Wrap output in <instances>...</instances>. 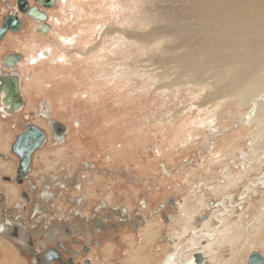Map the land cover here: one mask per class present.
<instances>
[{
    "label": "rangeland",
    "instance_id": "obj_1",
    "mask_svg": "<svg viewBox=\"0 0 264 264\" xmlns=\"http://www.w3.org/2000/svg\"><path fill=\"white\" fill-rule=\"evenodd\" d=\"M15 1L0 0V25L15 9ZM140 3L55 0L45 11L49 34L28 35L31 26L26 21L25 33L6 36L0 47V56L19 53L22 49L12 46H22L24 39L33 37L36 49H51L42 65L31 63L26 69L24 61L18 67L32 94L27 96L32 109L26 107V111L36 110V104L46 100L52 117L69 131L64 143L50 139L34 157L32 173L37 168L44 173L38 178L40 184L46 180L65 184L66 190L61 184L50 192L58 201L46 204L61 209L64 203L77 202L71 208L65 204L54 217H68L73 209L88 213L89 222L73 226L70 238L90 248L91 264H137L136 257L145 264H163L201 223L196 222L198 218L213 215L216 219L218 213L223 214L220 221L232 222L243 212L246 236L242 241L249 236L251 243H259L251 249L227 245L220 258L229 256L234 264H245L251 251L264 256V87L245 100L212 99L209 96L216 90L207 86L212 81L206 87L184 83L157 89L177 77L169 67L170 76L150 81L152 74H162L154 63L165 59L160 50L168 48L171 40L156 41L152 51L148 45L128 40L164 25H154ZM23 52L27 60L36 57ZM20 118L10 119L11 131H0V137L12 141L21 130ZM186 199L193 213L183 218L179 204ZM105 200L110 208L96 213ZM124 206L129 209L125 216L120 208ZM256 216L263 219L259 230ZM215 219H210L212 227ZM81 222L76 219L74 224ZM167 227L175 231L174 241ZM152 229L157 232L154 240L145 236ZM32 233L34 254L51 246L55 238ZM0 264H34V255L27 256L15 240L0 234Z\"/></svg>",
    "mask_w": 264,
    "mask_h": 264
},
{
    "label": "bare ground",
    "instance_id": "obj_2",
    "mask_svg": "<svg viewBox=\"0 0 264 264\" xmlns=\"http://www.w3.org/2000/svg\"><path fill=\"white\" fill-rule=\"evenodd\" d=\"M140 2L142 10L149 14L150 21L154 22V25L161 22L164 25L155 26L149 33L129 37L123 31L128 40L131 38L135 43L148 45L149 51H152L151 45L156 41L167 42V40H171L168 48L163 47L160 50L161 56H165V59L154 63L162 68V74H152L150 81L170 76V68L175 70L173 74L177 77L175 81L163 84L157 89H171L172 86L175 87L184 83L206 87L205 85L212 81L207 85L212 87V92L216 90L210 96L207 94L212 99L236 97L245 100L256 90L264 87V0H140ZM145 21L147 20L143 18V26ZM30 41L33 44V41ZM65 41L63 40V42ZM48 49H45L48 53L47 58L51 56V49ZM59 56L58 59L62 60ZM32 57H29L31 60H28L32 64L37 63L38 65L40 58L34 57V55ZM33 74L30 73L31 76ZM173 74L171 73V75ZM34 75L36 76V74ZM27 78L29 77L27 76ZM8 144L9 139L5 140L1 135L0 148L4 149ZM13 192L14 190L10 189L8 195ZM15 192L17 196V191ZM187 202L186 199L185 202L179 204L183 218H188L193 213L191 210L193 207ZM198 203L200 204L202 201ZM99 207L110 208V203L105 200ZM120 208H122L123 213L125 212V215L128 214V206ZM160 210L158 209L157 212ZM85 214L88 216V213ZM218 214L220 215L219 218L217 216L215 219L211 215L206 221L203 220L194 226L191 230V234H194L193 237L189 236L183 243L176 245L175 249L169 253L168 258L163 261V264H193L192 256L196 253L202 254L210 264H234L235 261L232 260V257L220 258L222 250L227 245L231 248L240 246L242 249L246 246L249 249L256 247L255 244L257 243H251L249 236L242 241V238L246 236L242 231L244 227L243 212L236 215L235 217L238 219L232 222H229L228 219L220 221L223 214ZM256 217H258L255 219L256 229L259 230L263 219L262 216ZM210 219L217 221L214 227L209 224ZM167 230L170 241H174L175 231L170 227H167ZM235 230H239L240 234L236 233ZM145 236L154 240L157 232L153 229L147 230ZM135 261L137 264L146 263H143L140 257H136Z\"/></svg>",
    "mask_w": 264,
    "mask_h": 264
},
{
    "label": "flooded vegetation",
    "instance_id": "obj_3",
    "mask_svg": "<svg viewBox=\"0 0 264 264\" xmlns=\"http://www.w3.org/2000/svg\"><path fill=\"white\" fill-rule=\"evenodd\" d=\"M28 2L30 6L33 5V1L28 0ZM39 8L40 10L44 12L46 11V9H43L41 6H39ZM11 13L14 15H17L20 18L22 25L18 33L13 34V33L8 32L4 36L2 41L0 42V47L4 46L6 36L8 35L16 36L19 33H23V32L25 33V31L27 30V27L25 30L23 25L26 23V21L29 27L31 26L32 28H34V29L30 28V30L28 29V35L34 34L35 36H39V37L44 36L41 33L36 32V29L40 27L39 23L37 24L33 19L28 18L26 17V15H22L17 12L16 2H15V9L11 11ZM32 38L33 37H31V39ZM31 39H24L25 40L23 41L24 43L19 42L22 46H19V45L12 46L14 47V50L15 48H18V47L20 49H23L22 52H19V53L7 52L0 56V76H13L14 77L15 75L16 77L17 76L20 77L19 90H11L10 92H8V90H0V131L2 130L11 131L10 127H12L11 126L12 123H8V122H11L10 119L14 118L15 116H20L21 117L20 121L22 122L20 132L14 136L12 141L9 140V144L6 145L4 149L0 148V161L5 162V164L7 165V167L4 168V171H0V174L1 172L2 174H4V172H10V169L12 170V173L14 174L18 163H17V160H15L16 158L14 157L15 159H13V157L11 156L10 148L12 144L14 143V141L16 140L17 136L24 132L26 124H31L32 126L38 128L45 135V141L42 147L38 149L39 151L46 145L47 141L50 139H52L53 143L56 144L54 136L51 130L49 129V121H56V120L52 117V114L47 106V101L42 100L41 102L37 103L36 110L26 111L27 109L26 107H28V109L31 108L29 107L31 105H28L27 96L32 95V94L27 91L26 85H25L26 84L25 75L23 76L18 72V67L20 68L23 66L24 60L26 64L23 68L30 67L29 64H31V61H30L31 59L27 60L25 55H23L24 53L23 51L30 52V53L34 52V54H37L36 56L39 57L41 60V61L40 60L38 61V65H42V61L44 60L43 58L39 56V53L42 50L36 49L37 47L34 46V43L32 44V42L30 41ZM29 43H31L32 45ZM28 45L30 46L28 47ZM11 54L19 55L20 60L16 62V64L12 68H9L4 65L3 61L7 56ZM35 65H37V63H35ZM17 109L19 110L14 111ZM11 111H14V113L9 114L8 112H11ZM2 120L6 122L3 123ZM35 122H37L38 124ZM38 150H36L32 156L30 170L21 185H17L14 182H9V183L0 182V185L3 187V189H0L2 191V193L0 191V226H2L5 229H8L9 234H12V236H9V237L12 240H15V243L18 246V248L21 249L27 256L33 253L34 264H91V260L88 257L90 253V248L83 244L80 245V243L75 238H70L72 229L76 226L77 227H80L81 225L84 226L86 222L87 223L89 222V217L85 213L77 211L76 209H73V212L70 213L71 215L68 217L63 218L62 215L54 217L56 213L59 214L64 209L65 204L67 203H64V205H61V209H51L50 206L46 204V201H58L55 199L54 195L50 192H52L53 190L60 189L61 187L60 185L63 184L64 182L61 181L59 183L58 181H55L54 183L50 184L46 180L45 184H40V181H38V178L40 175H44V174L43 173L40 174L38 168L36 169L34 173H32L33 167L35 165L34 157L38 153ZM37 162L39 164L42 163V161L40 162L37 161ZM13 174H12V177H13ZM4 177H9V176H4ZM10 189H13L14 192L8 195V191ZM15 191H17V196L15 195L16 194ZM10 196L12 198H9ZM76 203L77 202H74L73 204H76ZM73 204L72 205L67 204V207L71 208L73 207ZM101 211H103V207L100 208L99 206H97L95 212L100 213ZM123 216H125L124 213H123ZM96 217H97V214L95 215V218ZM59 219H63V222L65 223V225L66 224L67 225L66 226L60 225L61 223ZM76 219L82 220V222L77 223L75 225L74 222ZM99 226H100V222L99 224L97 222L96 224L97 231L99 230ZM12 227L16 228L15 233H13ZM33 231L35 232L37 237H39L41 234H44V233L51 237L54 235L55 238L51 246H47L42 251H39L38 253L34 254V250H33L34 241L32 240V237H31V234H33L32 233ZM18 240L21 243H18L17 242ZM49 250L53 251L54 255H58L59 259L49 261V262L43 259V255Z\"/></svg>",
    "mask_w": 264,
    "mask_h": 264
},
{
    "label": "water",
    "instance_id": "obj_4",
    "mask_svg": "<svg viewBox=\"0 0 264 264\" xmlns=\"http://www.w3.org/2000/svg\"><path fill=\"white\" fill-rule=\"evenodd\" d=\"M33 5L30 6L28 0H16V10L19 14L26 15V17L33 19L35 22L40 24V27L36 29L43 35L50 33V26L48 25L47 14L40 10L39 6L43 9H50L54 5V0H31ZM22 22L17 15L9 12L6 17H4L2 25L0 27V42L4 36L9 33H18L21 28ZM47 52L42 50L39 53L41 58H47ZM20 60L19 55H9L7 56L3 63L5 66L12 68L16 62ZM19 76H0V90H19ZM9 99V98H8ZM14 110V111H18ZM14 111L8 112L9 114L14 113ZM49 129L51 130L56 144H62L66 140V135L68 132L67 127L59 121H49ZM45 141V135L38 128L32 126L31 124H26L25 130L22 134L18 135L14 143L10 148L11 156L15 157L17 160V167L12 176L4 177L0 174V182H14L17 185H21L23 180L26 178L31 166V160L34 152L40 149ZM172 202V199L167 201ZM164 208V205L161 206ZM208 219V216L198 218L196 222ZM13 233L16 232V228L12 227ZM0 234L7 236H12L9 234L8 229L0 226ZM194 234H191L193 237ZM88 251V250H87ZM86 252V251H85ZM43 259L47 262L58 260V255H54L53 251H47L43 255ZM86 263V262H85ZM193 264H210L204 259V256L200 253L193 254L192 256ZM246 264H264V256L258 252H251L246 260Z\"/></svg>",
    "mask_w": 264,
    "mask_h": 264
},
{
    "label": "crops",
    "instance_id": "obj_5",
    "mask_svg": "<svg viewBox=\"0 0 264 264\" xmlns=\"http://www.w3.org/2000/svg\"><path fill=\"white\" fill-rule=\"evenodd\" d=\"M5 165V166H4ZM7 167V165L5 164V162L0 161V171H4V168ZM2 174V172H1ZM12 170H10V172H4V174H2L1 176H12ZM1 186V185H0ZM0 189H3V187L1 186ZM2 193V192H1ZM191 233V232H190ZM91 253V251H90Z\"/></svg>",
    "mask_w": 264,
    "mask_h": 264
},
{
    "label": "built area",
    "instance_id": "obj_6",
    "mask_svg": "<svg viewBox=\"0 0 264 264\" xmlns=\"http://www.w3.org/2000/svg\"><path fill=\"white\" fill-rule=\"evenodd\" d=\"M62 188L66 190V188H65V184L63 185V187H62Z\"/></svg>",
    "mask_w": 264,
    "mask_h": 264
}]
</instances>
